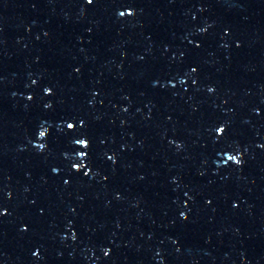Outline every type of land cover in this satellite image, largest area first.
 I'll use <instances>...</instances> for the list:
<instances>
[{
    "label": "snow or ice",
    "instance_id": "snow-or-ice-1",
    "mask_svg": "<svg viewBox=\"0 0 264 264\" xmlns=\"http://www.w3.org/2000/svg\"><path fill=\"white\" fill-rule=\"evenodd\" d=\"M90 2L92 3V0H90ZM68 127L69 128H73V124H69ZM218 131L220 133H222L224 131V129L223 128H220ZM41 135H43V132L41 133ZM81 142L85 143L86 146L88 144L87 140H84V141L79 140V141H77V143H81ZM82 155H85V153H82Z\"/></svg>",
    "mask_w": 264,
    "mask_h": 264
}]
</instances>
